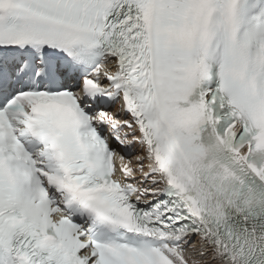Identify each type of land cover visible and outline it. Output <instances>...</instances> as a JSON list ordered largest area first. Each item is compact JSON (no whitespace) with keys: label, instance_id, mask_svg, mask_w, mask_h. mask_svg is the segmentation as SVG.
Returning a JSON list of instances; mask_svg holds the SVG:
<instances>
[{"label":"snow or ice","instance_id":"1","mask_svg":"<svg viewBox=\"0 0 264 264\" xmlns=\"http://www.w3.org/2000/svg\"><path fill=\"white\" fill-rule=\"evenodd\" d=\"M0 264H264V0H0Z\"/></svg>","mask_w":264,"mask_h":264}]
</instances>
